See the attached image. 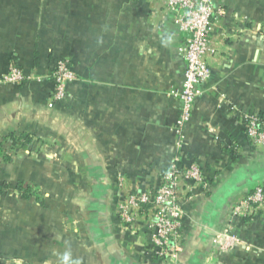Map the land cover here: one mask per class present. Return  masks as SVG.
Masks as SVG:
<instances>
[{"label":"crops","instance_id":"1","mask_svg":"<svg viewBox=\"0 0 264 264\" xmlns=\"http://www.w3.org/2000/svg\"><path fill=\"white\" fill-rule=\"evenodd\" d=\"M210 78L182 146L177 141L188 33L160 0H0V264H264V215L239 218L231 252L218 233L230 211L264 184V148L245 115L264 118V0H214ZM68 59L78 79L64 100L39 76ZM15 134L24 146H13ZM197 163L208 185L183 183V248L156 258L142 222L120 224L116 201L160 183L173 164ZM19 183L35 194L23 196ZM7 193V195H6Z\"/></svg>","mask_w":264,"mask_h":264},{"label":"built area","instance_id":"2","mask_svg":"<svg viewBox=\"0 0 264 264\" xmlns=\"http://www.w3.org/2000/svg\"><path fill=\"white\" fill-rule=\"evenodd\" d=\"M164 6L179 16V24L188 33L186 43L179 50L183 55L186 68L181 87L172 94L181 102L180 116L176 132L178 145L185 138V126L192 117L196 98L202 93V84L211 76L212 66L207 55L212 53V34L215 18L225 13L214 0H160ZM28 79L26 72L17 62L11 63L0 75L2 83H22ZM50 80L53 84L47 105L54 107L68 95L69 85L78 79L68 59H59L51 72L38 77ZM245 134L255 144L264 148V118L245 115ZM191 180L208 185L201 167L192 163L185 168L173 164L165 170L160 183L146 190H132L124 198L116 201L115 211L120 224L130 232H136L139 222L145 226L150 236L149 251L159 259L177 256L183 248L184 199L183 183ZM264 215V184L256 185L247 195L239 199L230 211V223L218 233V246L229 252L240 243L233 232V223L239 218Z\"/></svg>","mask_w":264,"mask_h":264},{"label":"trees","instance_id":"3","mask_svg":"<svg viewBox=\"0 0 264 264\" xmlns=\"http://www.w3.org/2000/svg\"><path fill=\"white\" fill-rule=\"evenodd\" d=\"M50 72H51V70L49 71V73ZM72 84L73 83H71L69 85V89H70V86ZM8 138L13 142L14 147H17L18 145H20L22 147L25 144H29L32 141V138L30 136H27V138H25V140L22 141L21 138L17 137L15 134H10ZM2 143L3 142H0V157H3L4 159L8 160V158H9L8 154L1 152L2 151ZM7 187H8V184H0V193L3 192L5 190V188H7ZM17 188L20 190V192L23 196H32L35 194L33 191H31V188L29 186H25L23 183H19L17 185Z\"/></svg>","mask_w":264,"mask_h":264},{"label":"clouds","instance_id":"4","mask_svg":"<svg viewBox=\"0 0 264 264\" xmlns=\"http://www.w3.org/2000/svg\"><path fill=\"white\" fill-rule=\"evenodd\" d=\"M60 264H80L78 260H72L70 253H64L60 258Z\"/></svg>","mask_w":264,"mask_h":264},{"label":"rangeland","instance_id":"5","mask_svg":"<svg viewBox=\"0 0 264 264\" xmlns=\"http://www.w3.org/2000/svg\"><path fill=\"white\" fill-rule=\"evenodd\" d=\"M6 195H7V193H6ZM231 252V251H230Z\"/></svg>","mask_w":264,"mask_h":264}]
</instances>
